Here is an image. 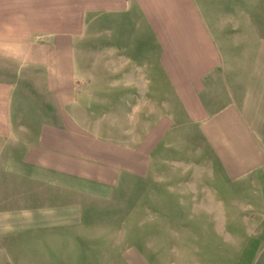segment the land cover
<instances>
[{
  "label": "crops",
  "instance_id": "0c3cea01",
  "mask_svg": "<svg viewBox=\"0 0 264 264\" xmlns=\"http://www.w3.org/2000/svg\"><path fill=\"white\" fill-rule=\"evenodd\" d=\"M214 1L0 0V264H68L58 255L71 261L77 254L64 244L91 202L111 197L125 177L150 175L153 146L173 118L144 121L138 142L135 118L126 139L89 126L75 66L85 59L76 46L89 44L90 23L127 16L134 25L135 7L157 37L161 68L196 127L218 189L264 173V27L237 3L230 9ZM258 190L248 199L255 227L233 236L229 210L218 231L226 254L239 239L248 258L239 264H264V187ZM225 197L226 208L231 193ZM47 241L57 260L39 250ZM123 256L127 264H152L136 246Z\"/></svg>",
  "mask_w": 264,
  "mask_h": 264
},
{
  "label": "rangeland",
  "instance_id": "374dc122",
  "mask_svg": "<svg viewBox=\"0 0 264 264\" xmlns=\"http://www.w3.org/2000/svg\"><path fill=\"white\" fill-rule=\"evenodd\" d=\"M226 2L230 9L237 3L247 20L258 21L264 27V0ZM128 21L127 16H121L114 22L109 19L92 22L87 31L89 44L76 46L77 53L85 54L84 60L75 63L82 75L78 78L82 86L78 89L82 115L89 126L98 128L102 124L109 134L113 131L124 139L127 122L135 118L136 142L143 135L144 121L154 125L165 116L173 120L153 146L150 175L125 177L111 197L92 201L77 229L79 232L72 239L66 238V251H77L71 259L76 264H127L123 254L135 246L152 264L247 261L237 238H233V243L237 240L236 252H232L233 247L228 249L229 254L224 252L225 238H219L222 236L219 232L229 210L233 236H239L245 226L255 227V218L248 217L256 208L251 210L248 199L264 187V173L251 175L245 186L233 184L230 190L218 189L219 179L209 175L208 157L196 127L186 119L161 68L155 33L138 7L130 17L134 25L128 26ZM262 32L264 35V28ZM211 182H216V189L209 188L213 187ZM227 192L231 193L232 201L225 208ZM211 231L217 235L210 239ZM207 239L212 246L206 244ZM49 246L54 249L47 241L39 250ZM59 246L58 252H65L63 244ZM49 251L50 257L57 260ZM58 256V260L70 264L68 253Z\"/></svg>",
  "mask_w": 264,
  "mask_h": 264
}]
</instances>
